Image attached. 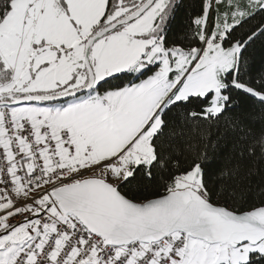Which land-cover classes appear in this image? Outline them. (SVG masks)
Wrapping results in <instances>:
<instances>
[{
  "label": "snow or ice",
  "instance_id": "6c2138e0",
  "mask_svg": "<svg viewBox=\"0 0 264 264\" xmlns=\"http://www.w3.org/2000/svg\"><path fill=\"white\" fill-rule=\"evenodd\" d=\"M180 7L0 0V264H264V132L225 116L233 90L264 105L242 79L264 0H201L170 40ZM153 169L156 195L125 190Z\"/></svg>",
  "mask_w": 264,
  "mask_h": 264
},
{
  "label": "trees",
  "instance_id": "16d2710c",
  "mask_svg": "<svg viewBox=\"0 0 264 264\" xmlns=\"http://www.w3.org/2000/svg\"><path fill=\"white\" fill-rule=\"evenodd\" d=\"M201 0H181V7L177 13L171 30L169 32V39L181 37L186 33V26L190 19L194 17L200 10ZM177 43H181V39H176ZM245 57L248 60V72L242 76V79L247 80L253 87H258L257 81L261 79L264 74V37L257 39L252 43L245 52ZM115 83V82H114ZM232 100L235 102L233 106L225 113V116H240L245 125L251 129V135L248 137V143L258 138L264 132V105L257 102L254 97L243 93L239 90H233ZM223 117H221V128L217 130L215 126L209 129L210 139L216 140L223 131ZM223 141L221 144L223 145ZM183 148V145H179ZM228 147L223 148L222 152H227ZM257 157L260 155L259 148H257ZM188 159H192L194 154H187ZM257 157H246L245 163L247 166L255 169V174L251 177L252 193L248 196V202L255 203L260 199L259 192L264 189V159H257ZM181 163H185L183 156L180 158ZM222 159H215L210 164L206 165L205 178L209 184H212V177L216 171L221 167ZM165 178L167 175L165 174ZM161 174L153 169L152 179H147L143 170L136 173L135 178L130 179L129 183L125 185V190L129 194H135V199H144L146 197L154 196L158 192Z\"/></svg>",
  "mask_w": 264,
  "mask_h": 264
}]
</instances>
